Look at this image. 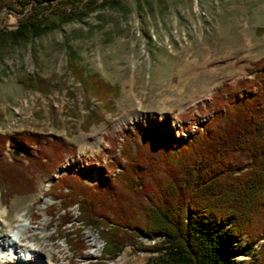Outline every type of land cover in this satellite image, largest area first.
Here are the masks:
<instances>
[{"label":"rangeland","instance_id":"rangeland-1","mask_svg":"<svg viewBox=\"0 0 264 264\" xmlns=\"http://www.w3.org/2000/svg\"><path fill=\"white\" fill-rule=\"evenodd\" d=\"M19 9L12 0L0 2V34L15 30L30 7ZM37 14L52 29L15 50L0 51V133L64 140L72 152L54 178L81 169L93 184L94 168L109 160L108 138L169 116L168 128L183 136L179 115L190 112L195 122L203 121L196 108L264 58V0L51 1ZM50 182L36 177L33 193L13 195L6 205L0 201V239L22 218L27 226L19 231V243L32 245L39 264L100 260L103 244L93 231H84L85 250L75 259L55 237V225L43 213L54 203L45 194ZM34 214L41 218L34 221ZM71 215L74 219L75 208ZM249 241L244 235L226 251L228 264H252L254 254L241 253ZM261 243L253 244L254 252ZM153 244L141 238L143 247ZM7 261L3 256L0 264ZM151 261L155 264V254L133 247L100 260Z\"/></svg>","mask_w":264,"mask_h":264},{"label":"trees","instance_id":"trees-1","mask_svg":"<svg viewBox=\"0 0 264 264\" xmlns=\"http://www.w3.org/2000/svg\"><path fill=\"white\" fill-rule=\"evenodd\" d=\"M12 1L19 13L30 10L15 30L0 34L3 52L52 29L37 18L41 5L70 0ZM196 111L203 121L179 115L183 136L168 128L169 116L108 138L109 160L94 168L93 184L81 169L53 177L72 152L64 140L0 133V201L33 193L36 177L51 180L45 194L54 203L43 213L74 259L82 257L89 230L103 244L100 260L133 247L155 254V264H228L226 251L246 235L241 253L264 264V58L234 85L222 83ZM141 238L154 244L143 247Z\"/></svg>","mask_w":264,"mask_h":264},{"label":"bare ground","instance_id":"bare-ground-1","mask_svg":"<svg viewBox=\"0 0 264 264\" xmlns=\"http://www.w3.org/2000/svg\"><path fill=\"white\" fill-rule=\"evenodd\" d=\"M196 127V126H195ZM27 223L22 218H18V222L8 228L4 236L0 239V259L5 256L8 264H39L40 255L34 250L32 245H21L19 242V231L26 228ZM255 249H257L255 247ZM96 247L93 246L88 254H94ZM15 257L16 262H10L9 259ZM29 257H35V260H30Z\"/></svg>","mask_w":264,"mask_h":264},{"label":"water","instance_id":"water-1","mask_svg":"<svg viewBox=\"0 0 264 264\" xmlns=\"http://www.w3.org/2000/svg\"><path fill=\"white\" fill-rule=\"evenodd\" d=\"M13 155H14L15 157H17V156H18V152H17V151H13Z\"/></svg>","mask_w":264,"mask_h":264}]
</instances>
